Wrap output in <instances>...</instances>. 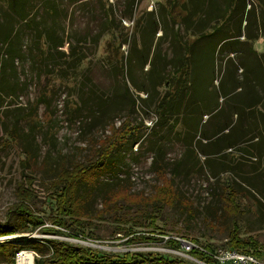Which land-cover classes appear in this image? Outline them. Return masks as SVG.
Masks as SVG:
<instances>
[{"label": "rangeland", "instance_id": "obj_1", "mask_svg": "<svg viewBox=\"0 0 264 264\" xmlns=\"http://www.w3.org/2000/svg\"><path fill=\"white\" fill-rule=\"evenodd\" d=\"M262 14L264 0H0V225L20 222L21 203L45 221L0 243L24 247L19 255L29 253L34 264L51 254L48 241L203 264L183 239L226 252L239 231L258 242L264 264V133L257 138L264 117L253 110L264 106L249 84L259 78L257 65L249 59L253 75L227 88L224 63L211 56L247 22L251 33L262 22L264 33ZM10 30L20 50L8 67L3 33ZM245 36L235 40L255 42ZM187 40L195 55L185 89L178 69ZM258 42L264 51V36ZM221 88L234 90L229 101ZM173 96L166 114L160 105ZM244 104V112L235 106ZM118 130L128 132L126 143L93 187H79L87 214L79 227L59 215L53 177L96 162ZM57 218L68 227L54 225Z\"/></svg>", "mask_w": 264, "mask_h": 264}, {"label": "trees", "instance_id": "obj_2", "mask_svg": "<svg viewBox=\"0 0 264 264\" xmlns=\"http://www.w3.org/2000/svg\"><path fill=\"white\" fill-rule=\"evenodd\" d=\"M179 1V0H177ZM185 4V3H184ZM183 4V5H184ZM187 7V5H186ZM184 6V10L189 11L188 8ZM15 12H18V16L21 17L24 21L27 19L26 15L24 14L25 12L18 8ZM195 17V16H194ZM197 17V16H196ZM262 17L264 15L262 14ZM219 19V18H217ZM216 19L213 21L215 22ZM264 21V19H263ZM248 22L246 23L244 29L242 30V34L246 35L247 40H253L256 41L260 36H264L263 29H262V22L257 23L256 21V31L255 33H251V31H248L246 29V26H248ZM211 25L214 26V24L209 25V27H212ZM199 27V24H198ZM208 27V28H209ZM252 28V27H250ZM190 30V29H189ZM248 31V32H247ZM200 33H192L195 34V36H198L202 34V31H199ZM217 33V32H216ZM13 32L12 30L7 31L6 33H3L4 37V43L9 44V47L7 48L6 51V57L8 58L6 62L8 61L11 64H8L9 66H12L16 63V60L19 58V46H18V41L14 42L13 41ZM241 34V35H242ZM241 35H236L233 37V35H229L227 38H225L223 41L218 42L213 46V49L211 51V56H212V61L214 64L216 62H220V57L221 53L225 52L227 48H232L235 47V49H232V53L241 52L242 56L240 58V65L241 67L245 68V73H243V79H239L237 75L235 74L237 69H235L231 63L228 64V69L223 75V79L220 85H226L227 88L229 84L231 83L230 79H235L234 81L232 80V83H235L237 81H241V83H244L247 81L248 77L253 75V70L250 69L249 67V59H253L255 63L254 70L256 69L257 65V70H258V75L259 78L256 79V75H253V80L249 81L250 87L252 90H256L259 81L261 79L260 71L258 69V63L256 62V58L253 55L252 50L250 49H236L238 46L237 45H250L248 42H240V40H235V39H240ZM221 48L219 49V46ZM187 47H185V56L182 60H180V68L178 69V75L179 78L178 80L180 81V84H184V88L187 89V85L190 81V63L193 60V57L195 55L194 50H193V45H190L186 43ZM193 46V47H192ZM62 47L61 45H57L56 48ZM183 49V48H182ZM179 57V56H178ZM181 59V58H180ZM5 63L3 67V72L5 73V70L7 69ZM11 69V68H10ZM9 71H12L10 70ZM255 72V71H254ZM233 88V87H232ZM236 88L242 89L245 91V89L242 88V86L238 85ZM230 91H232L230 93ZM234 90H225L224 88H221V93L224 97L230 98L233 95ZM190 96V92L188 93ZM191 97V96H190ZM165 101L160 105V109L164 110L166 114H168L170 111H173L175 108V100L176 97H170V98H165ZM192 100V99H191ZM198 102H191L189 104V109L191 106L197 104ZM237 108H240L241 112L245 111V104L244 107H239V105H235ZM262 106H264V101L262 102ZM168 112V113H167ZM249 112V110H248ZM255 113V112H254ZM244 113H242L243 115ZM257 116L261 114V116L264 117V113H255ZM241 116V113H240ZM260 117V116H259ZM117 135L115 137V140L111 142V144L108 147H100L97 157L98 160L96 162L90 163L89 165L85 164H79L75 166L73 169H64L61 172H58L55 177H53V188H54V193L57 199V207H58V212L60 216L63 217H68L71 219L73 224L82 227L85 222L84 217H87L86 214V197L85 195H81L78 193L80 185L83 183L87 188H91L95 184V174L99 170H103L108 161L110 160L113 152L119 147L123 146L126 143V140H128L129 134L128 132H122L121 130H118L115 132ZM264 131L261 132V136L257 137L259 140L262 139ZM13 138V136H12ZM254 139L253 141H255ZM256 144V143H255ZM231 148V147H230ZM170 198V197H169ZM17 210L21 213V218L20 222L16 224L12 223H6L3 225H0V237H9L17 234H22L28 232L31 228L32 229H37L41 228L45 225V221L41 218L36 216L35 212L28 206L25 205V203H21L19 206H17ZM155 219L151 220V227L154 226L155 224ZM54 225L60 227V228H66L68 227L66 222H64L62 219L57 218V220L54 222ZM44 233L46 234H51V235H57L58 231L55 229H43ZM239 231H234L232 235H230V246L232 249L237 250L241 253L245 254H253L256 257L260 258L261 252L259 251V244L256 240L253 238H249L247 240L241 239L239 234ZM78 236V235H76ZM144 240H147L146 238H142ZM150 240H156L154 238H150ZM187 240V239H184ZM49 247H51V254L49 255H44L40 254L42 257L40 259L35 260V264H195V263H190L187 262L183 259H168L163 256H150V257H144L143 255L139 253H133V254H126L123 257H117V256H109V255H104L100 253L93 252L90 249H83L81 247H77L69 242H54V241H48L47 242ZM169 243L173 247H180V242L178 240H170ZM192 243L196 244L199 246L198 242L192 241ZM201 247V246H200ZM25 248L16 244L12 243L11 241L9 242H4L0 243V252H2L5 255L6 258V264H16V258L21 253ZM203 249L212 251L208 247H204ZM241 249V250H240ZM38 252V251H36ZM190 256L195 258L198 261L212 264L214 261L209 258L206 253L198 250V249H193L192 252L190 253Z\"/></svg>", "mask_w": 264, "mask_h": 264}, {"label": "crops", "instance_id": "obj_3", "mask_svg": "<svg viewBox=\"0 0 264 264\" xmlns=\"http://www.w3.org/2000/svg\"><path fill=\"white\" fill-rule=\"evenodd\" d=\"M263 36H260V38H258L254 43L250 44V45H237L238 47L236 49H250L252 50L253 52V55L255 56L256 58V62L258 63V69L260 71V75H261V79L259 81V84L256 88V90L258 89L260 91V98H261V101L259 102V105L258 106H261L262 105V102L264 101V51H262L260 48H259V43L258 41L262 40ZM255 43L257 44V47H255ZM221 46H223V44H221L219 46V49L221 48ZM232 49H235V47H232V48H227L225 50V52L221 53V57H220V62L224 63L222 64V74L224 75L225 72L227 71L228 69V64L231 63V67L233 65V67L235 69H237L236 71V75L237 77H239V79H243V73H245V68L244 67H241L239 61H240V58L242 56L241 52H236V53H232ZM255 97V96H254ZM253 110H255L254 112L256 113H260V112H263L264 113V110L261 109V111H257L256 110V106L253 108ZM256 142V141H255Z\"/></svg>", "mask_w": 264, "mask_h": 264}, {"label": "built area", "instance_id": "obj_4", "mask_svg": "<svg viewBox=\"0 0 264 264\" xmlns=\"http://www.w3.org/2000/svg\"><path fill=\"white\" fill-rule=\"evenodd\" d=\"M181 245L186 253H191L193 249H198L211 258L214 262L212 264H263L258 257L253 254L241 253L237 250H231L226 252L208 251L202 247L192 243L188 240H182ZM195 261H198L194 258ZM201 262V261H198ZM203 264H208L204 263Z\"/></svg>", "mask_w": 264, "mask_h": 264}, {"label": "bare ground", "instance_id": "obj_5", "mask_svg": "<svg viewBox=\"0 0 264 264\" xmlns=\"http://www.w3.org/2000/svg\"><path fill=\"white\" fill-rule=\"evenodd\" d=\"M18 264H34V258L29 253H22L18 257Z\"/></svg>", "mask_w": 264, "mask_h": 264}]
</instances>
